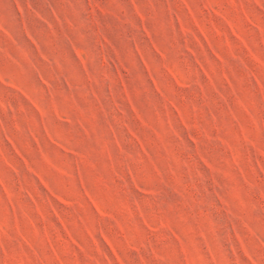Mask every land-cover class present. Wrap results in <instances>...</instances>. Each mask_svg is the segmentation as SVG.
I'll return each instance as SVG.
<instances>
[{
    "label": "rangeland",
    "instance_id": "rangeland-1",
    "mask_svg": "<svg viewBox=\"0 0 264 264\" xmlns=\"http://www.w3.org/2000/svg\"><path fill=\"white\" fill-rule=\"evenodd\" d=\"M0 264H264V0H0Z\"/></svg>",
    "mask_w": 264,
    "mask_h": 264
}]
</instances>
